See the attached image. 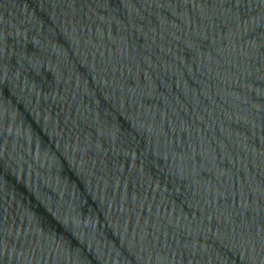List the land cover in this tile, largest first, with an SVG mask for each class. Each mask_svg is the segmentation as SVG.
<instances>
[{
	"label": "water",
	"instance_id": "water-1",
	"mask_svg": "<svg viewBox=\"0 0 264 264\" xmlns=\"http://www.w3.org/2000/svg\"><path fill=\"white\" fill-rule=\"evenodd\" d=\"M0 264H264V0H0Z\"/></svg>",
	"mask_w": 264,
	"mask_h": 264
}]
</instances>
